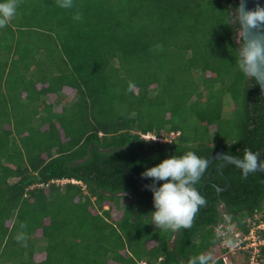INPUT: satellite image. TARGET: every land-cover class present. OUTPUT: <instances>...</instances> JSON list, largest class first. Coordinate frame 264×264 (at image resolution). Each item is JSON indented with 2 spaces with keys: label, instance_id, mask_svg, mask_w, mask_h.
Here are the masks:
<instances>
[{
  "label": "trees",
  "instance_id": "trees-1",
  "mask_svg": "<svg viewBox=\"0 0 264 264\" xmlns=\"http://www.w3.org/2000/svg\"><path fill=\"white\" fill-rule=\"evenodd\" d=\"M19 5V35L0 38V264H191L200 254L248 264L216 228L247 234L264 222V173L212 163L196 185L207 204L176 232L152 222L153 181L142 177L189 151L264 156V97L237 68L239 0ZM49 94L55 104L41 100Z\"/></svg>",
  "mask_w": 264,
  "mask_h": 264
},
{
  "label": "clouds",
  "instance_id": "clouds-1",
  "mask_svg": "<svg viewBox=\"0 0 264 264\" xmlns=\"http://www.w3.org/2000/svg\"><path fill=\"white\" fill-rule=\"evenodd\" d=\"M59 6L70 8L72 0H59ZM17 8L18 0H0V28L5 27L16 16ZM236 9L234 20L243 33L237 52V68L257 84L264 83V3L258 2L254 9H249L246 0H240ZM75 18L79 19V16ZM251 30H260L262 34L249 38ZM237 163L242 175L247 177L264 169V156L246 150ZM206 166V158L189 151L181 156L173 155L163 159L155 166L145 169L142 177L153 181V185L148 187L152 191L155 209L151 213V220L157 227L176 232L191 225L195 214L207 204L206 198L196 188ZM16 238L18 241L25 239L23 233ZM225 243L231 246L233 241L228 239ZM197 260L199 264H211L212 257L210 254H200L191 264H197Z\"/></svg>",
  "mask_w": 264,
  "mask_h": 264
},
{
  "label": "built area",
  "instance_id": "built-area-1",
  "mask_svg": "<svg viewBox=\"0 0 264 264\" xmlns=\"http://www.w3.org/2000/svg\"><path fill=\"white\" fill-rule=\"evenodd\" d=\"M146 140H154L159 142H166L165 139H157L154 136L146 135L143 136ZM228 221V220H227ZM216 231L222 237V247L227 249V252L235 254L237 251L249 252V262L248 264H264V259L262 258L264 249V222L253 226L247 234L242 232H234L233 226L218 225ZM231 237L233 244L230 246L225 243L226 240ZM226 256H223V262H226Z\"/></svg>",
  "mask_w": 264,
  "mask_h": 264
},
{
  "label": "water",
  "instance_id": "water-1",
  "mask_svg": "<svg viewBox=\"0 0 264 264\" xmlns=\"http://www.w3.org/2000/svg\"><path fill=\"white\" fill-rule=\"evenodd\" d=\"M258 2L264 3V0H246V6L249 9H254ZM239 3H240V0H239ZM261 34L262 33L260 30H251L249 32V38L260 36ZM240 36L241 37L243 36L242 32L240 33ZM259 87H260V92H261L262 96L264 97V83L259 84ZM238 160H239L238 157L229 156L225 153V151L223 149H221L218 151L217 154H215L209 160H207L206 168H208L215 161H221V163L218 166V170L220 173H222V167L226 164H232V165L236 166L237 169L240 170L238 163H237ZM256 172L264 173V169H259ZM228 187H229V182H227L225 189H227Z\"/></svg>",
  "mask_w": 264,
  "mask_h": 264
},
{
  "label": "rangeland",
  "instance_id": "rangeland-1",
  "mask_svg": "<svg viewBox=\"0 0 264 264\" xmlns=\"http://www.w3.org/2000/svg\"><path fill=\"white\" fill-rule=\"evenodd\" d=\"M22 9H23V6L22 5H19V7L17 8V14L13 18V20L11 19L9 21V23L5 27L0 28V37L4 34L8 38V32L7 31L9 30V28H14V30H15L16 28H18V25L14 24V23L15 22L18 23V24L22 23V21H23L22 18H23V15L25 14V13H23V10ZM12 21H15V22L13 23ZM16 33L19 35L18 32H16ZM12 40H13V37H12ZM34 41H35V36H34ZM150 92L152 93V91H150ZM66 95H68V94H66ZM3 98H4V100H6L7 99V96L5 95V96H3ZM3 98L1 97V99H3ZM69 98L70 97L65 96V98H64V100L62 102H67V100L69 101ZM57 100L58 99H56V97H54V96H50L49 97V101L52 102V103H54V104L56 103ZM14 106H15L14 107V110L16 111L15 113H19V112H21L24 109V106H23V109H22V104L21 103H18V100L17 99H15V101H14ZM229 109H230L229 108V105L225 103V117H228L229 116V114H230L229 111H228ZM9 118L13 120L12 117H9ZM150 136H152V135H150ZM107 208L108 207L106 206L105 209H107ZM36 253H40V255L39 254L34 255L35 261L42 260L43 259V256L41 255V249L40 250H37ZM226 262H227V264H229V259L228 258H226Z\"/></svg>",
  "mask_w": 264,
  "mask_h": 264
},
{
  "label": "crops",
  "instance_id": "crops-1",
  "mask_svg": "<svg viewBox=\"0 0 264 264\" xmlns=\"http://www.w3.org/2000/svg\"><path fill=\"white\" fill-rule=\"evenodd\" d=\"M12 29V31H10V30H8L7 32H8V38L9 39H11L10 37H12L13 36V38H14V41H15V39L17 38V36H18V34L16 33L17 31L16 30H14V28H11ZM2 38H4V39H6L7 37L3 34L2 36H1ZM0 37V38H1ZM15 43V42H14ZM34 59H35V57H33ZM12 60H14V61H16V60H18V56H16V55H11L10 57H9V60H8V66H9V64H10V62L12 61ZM18 66V65H17ZM21 67L22 66H19V71H20V69H21ZM33 69V68H32ZM22 70V69H21ZM4 77H3V80H5L6 78H7V75H8V72H9V68L7 67V69H5L4 71ZM18 74V73H17ZM19 75H21V74H19ZM48 78V75L47 76H45V75H42V76H40L39 77V80H37V82H36V88H39L40 86H41V84L46 80ZM66 91V92H65ZM68 94V92H67V89H64L63 90V92H61L60 94H59V96H60V100L61 101H63L64 100V98H65V96H68V95H66V94ZM8 96L7 95V92H6V90H5V87H4V85H3V87L1 88V92H0V97H2V96ZM65 95V96H64ZM50 96H53V95H51V94H49V95H47V97H42L41 98V100H45L48 104L49 103H52V102H50L49 101V97ZM23 97V96H22ZM55 97V96H54ZM69 97V96H68ZM7 100V99H6ZM54 104V103H53Z\"/></svg>",
  "mask_w": 264,
  "mask_h": 264
}]
</instances>
